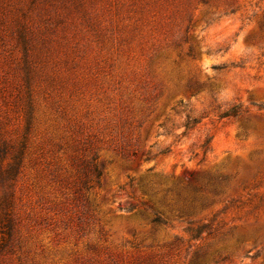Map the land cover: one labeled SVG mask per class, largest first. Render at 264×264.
I'll use <instances>...</instances> for the list:
<instances>
[{
    "label": "rangeland",
    "instance_id": "374dc122",
    "mask_svg": "<svg viewBox=\"0 0 264 264\" xmlns=\"http://www.w3.org/2000/svg\"><path fill=\"white\" fill-rule=\"evenodd\" d=\"M21 141L0 264H264V0H0Z\"/></svg>",
    "mask_w": 264,
    "mask_h": 264
},
{
    "label": "trees",
    "instance_id": "16d2710c",
    "mask_svg": "<svg viewBox=\"0 0 264 264\" xmlns=\"http://www.w3.org/2000/svg\"><path fill=\"white\" fill-rule=\"evenodd\" d=\"M23 44L25 43L23 42ZM223 114L224 115L220 114V116L228 115L227 113ZM234 114L236 113H232V115ZM23 151L24 142L21 141L18 151L13 156L12 161L8 163L3 169L0 168V188L2 189V193L0 196V253L5 247L13 230V222L11 218L12 193L10 189L19 173ZM5 153L6 147L2 146L0 148V154Z\"/></svg>",
    "mask_w": 264,
    "mask_h": 264
}]
</instances>
